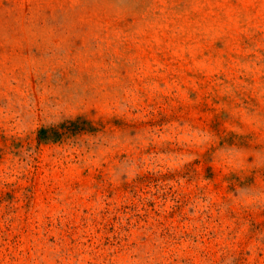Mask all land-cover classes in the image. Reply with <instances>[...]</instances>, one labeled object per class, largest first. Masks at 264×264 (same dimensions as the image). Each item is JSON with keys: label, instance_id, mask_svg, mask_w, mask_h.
<instances>
[{"label": "rangeland", "instance_id": "374dc122", "mask_svg": "<svg viewBox=\"0 0 264 264\" xmlns=\"http://www.w3.org/2000/svg\"><path fill=\"white\" fill-rule=\"evenodd\" d=\"M0 264H264V0H0Z\"/></svg>", "mask_w": 264, "mask_h": 264}]
</instances>
